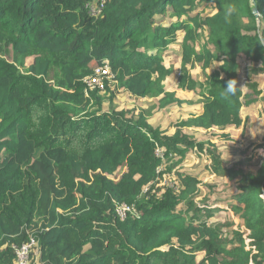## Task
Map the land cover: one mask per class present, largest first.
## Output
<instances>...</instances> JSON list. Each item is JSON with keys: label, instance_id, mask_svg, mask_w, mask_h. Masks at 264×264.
<instances>
[{"label": "trees", "instance_id": "trees-1", "mask_svg": "<svg viewBox=\"0 0 264 264\" xmlns=\"http://www.w3.org/2000/svg\"><path fill=\"white\" fill-rule=\"evenodd\" d=\"M90 3L102 5L98 18ZM233 3L238 14L225 24L222 9ZM179 32L178 87L197 93L202 111L174 134L143 115L107 110L114 93L87 97L84 80L108 62L119 90L158 98L160 107L193 104L164 86L177 71L163 52ZM262 40L264 0H0V50L14 57L0 55V264H15L13 246L31 235L39 264H264V159L254 172L213 154L214 173L236 188L202 205L201 182L190 174H179L178 188L155 187L165 158L183 161L215 145L198 132L230 139L226 132L243 126L242 108L255 100L243 90L225 96L223 87L231 79L240 87L243 61L249 75H264ZM197 66L203 79L191 74ZM248 90L256 94L257 84ZM228 204L222 225L215 209ZM121 205L135 208L124 221ZM234 218L249 242L225 231Z\"/></svg>", "mask_w": 264, "mask_h": 264}, {"label": "rangeland", "instance_id": "rangeland-1", "mask_svg": "<svg viewBox=\"0 0 264 264\" xmlns=\"http://www.w3.org/2000/svg\"><path fill=\"white\" fill-rule=\"evenodd\" d=\"M214 9L212 6L207 7L204 11L205 14H212ZM162 19H157L160 22ZM171 22V19H165L164 23L167 25ZM178 40L175 41L170 47L163 52L164 56L168 58L166 65L168 67H174L177 73L170 77L164 84L166 91L172 92L178 90V81L182 65V51L180 44L183 40L182 32L177 33ZM202 38H204L202 36ZM205 42L202 39L197 46L198 50L201 49V45ZM1 49V47H0ZM2 55L8 61H13V51L5 48L0 50ZM33 63V59L27 60V66ZM251 65L245 61L242 62L241 81L240 87H244L243 93L251 94L252 99L255 100L254 104L250 106H244L242 108V117L244 124L240 128H230L228 133L230 139L218 138L222 135L220 130L215 131H200L197 133V137L201 141H212L215 145L211 146L206 143L203 150L198 147L190 151L187 157L181 161L178 156L171 155L169 158L164 159V166L159 170V183L155 185L156 190L160 187L172 186L175 182L178 184L179 174H190L200 180V188L203 190V195L197 199L202 205L205 196L212 194L217 197L220 193L225 196H230L235 192L236 183L229 182L226 179H222L214 173V161L213 154L222 159L224 166L227 168H240L244 167L247 170L258 171L262 160L264 159V75H249L248 70ZM215 68H218L217 64H214L210 72ZM191 74L195 79H203V73L200 67H196L192 70ZM246 78V79H245ZM257 84L256 94L253 91L248 90L249 84ZM109 90L106 89L102 96L110 98L111 93L112 100L108 99L105 103V108L126 110L131 112L130 117L135 115H143L151 125L158 127L160 130H164L168 133L176 132L178 124L191 116L198 115L202 111V104H200V97L197 93L193 92L191 97L183 99L193 104L159 105V99L153 97L141 98L133 93H129L125 90L117 89V82L110 83L108 85ZM186 92V91H183ZM161 149V148H159ZM164 152V149L160 150V153ZM126 167L121 168L112 179L119 181L123 174L126 172ZM208 186L215 187L210 190ZM221 200V199H220ZM223 201V200H221ZM223 207L224 210L219 212L215 206L216 217L215 220L222 225H226L228 222V214L230 207L228 205H219L217 208ZM234 226L230 229L225 227V231L236 230L242 233L243 237L249 242V233L239 226V222L234 218ZM31 264H39V260L35 259Z\"/></svg>", "mask_w": 264, "mask_h": 264}, {"label": "built area", "instance_id": "built-area-1", "mask_svg": "<svg viewBox=\"0 0 264 264\" xmlns=\"http://www.w3.org/2000/svg\"><path fill=\"white\" fill-rule=\"evenodd\" d=\"M88 7L89 14L92 17L98 18L103 12L102 5L90 3ZM114 82H116L115 75L113 74L109 63L105 62L103 66L99 67L96 70L93 76L88 77L84 80V83L87 86L86 95L89 96V93L91 91L104 93L106 89H108V85ZM160 150L161 149H158L157 153L158 155H161V157H163L164 152L162 151V153H160ZM177 186L178 184L177 182H175L172 186L167 187L176 188ZM129 213L134 214L135 208L128 205H121L117 207V214L122 221L126 220ZM13 248L15 249L17 255L15 264H31L35 259L40 260V244L34 235H31L30 239L26 243L22 244L21 246L15 245L13 246Z\"/></svg>", "mask_w": 264, "mask_h": 264}, {"label": "clouds", "instance_id": "clouds-1", "mask_svg": "<svg viewBox=\"0 0 264 264\" xmlns=\"http://www.w3.org/2000/svg\"><path fill=\"white\" fill-rule=\"evenodd\" d=\"M238 11H239L238 7L234 3L228 7H224L222 9L223 22L225 24H230L233 17H235L238 14ZM261 43L264 44V40H262ZM221 79H223V77H221ZM237 84H238V81L236 79L229 80L227 82V86L223 87L225 96L235 95L238 90H242L244 88V87L238 88ZM107 90H109V88ZM91 92H95V91H91ZM91 92L89 93V96H87L88 98H90Z\"/></svg>", "mask_w": 264, "mask_h": 264}, {"label": "crops", "instance_id": "crops-1", "mask_svg": "<svg viewBox=\"0 0 264 264\" xmlns=\"http://www.w3.org/2000/svg\"><path fill=\"white\" fill-rule=\"evenodd\" d=\"M167 82V80L165 81V83ZM164 83V84H165ZM184 90H180L179 88H178V90L177 89H175V90H173L172 92L174 93H176L177 94V97H179L180 99H186V98H189V97H191V95H192V92H189V91H186V92H183ZM169 92V91H168ZM175 133V131H173L171 134H174Z\"/></svg>", "mask_w": 264, "mask_h": 264}, {"label": "water", "instance_id": "water-1", "mask_svg": "<svg viewBox=\"0 0 264 264\" xmlns=\"http://www.w3.org/2000/svg\"><path fill=\"white\" fill-rule=\"evenodd\" d=\"M258 13H259V12H258V9L255 8L254 11H253V14H254L256 17H258V16H259Z\"/></svg>", "mask_w": 264, "mask_h": 264}]
</instances>
